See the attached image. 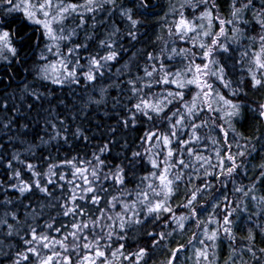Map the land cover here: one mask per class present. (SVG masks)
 <instances>
[{"label":"trees","instance_id":"trees-1","mask_svg":"<svg viewBox=\"0 0 264 264\" xmlns=\"http://www.w3.org/2000/svg\"><path fill=\"white\" fill-rule=\"evenodd\" d=\"M70 2L80 3L81 0H70ZM174 2L178 4L181 0H149L148 8L142 9L139 7V0H118V3L122 4L123 7L132 9L133 17L141 21L134 29L135 39L128 35V32L133 30L131 25L118 12L111 15L110 18L107 12L97 13L95 21L90 16L86 17L84 28L77 29V35L71 41L72 45L70 46L87 44V48L77 49L76 55L80 57L79 63L85 65V58L90 55L99 54L103 56L108 54L109 49L102 48L99 41L107 38L108 33L112 30L111 24L113 22L120 29L114 37L115 43L112 45L117 51V58L108 62V68L103 70L104 75L96 81L86 83L81 78L78 85L64 86H57L50 81L42 80L38 78L36 73L35 65L46 43L45 37L41 35L42 30L36 26L23 23L19 13H12L8 16L0 13V20H3L5 24L11 23L12 28L19 33L16 42V47L19 50L18 61L11 60L0 63V119L4 120L5 124L8 123V120H14L11 131L0 126V137H2L0 139V149H2L0 182H3V188L0 189V201L6 199L12 201L11 204L0 206V215L6 212L16 213L17 220L15 222L11 216L7 219L9 223H14L17 226L16 231L18 232V235L14 237L0 236V240H3V244H0V264H13L17 258L16 253L25 252L27 246L22 243L21 237L30 238L26 236L27 226L36 227L38 233L42 235L62 239L67 232L71 231L69 225L74 219L90 223L100 215L95 206L84 204L82 201H78V203L84 205L89 214L87 217L74 218L63 215L64 209L61 205L65 203L64 197L72 188L65 181L58 179L59 175H65L66 180L72 179V169L64 161L74 160V158L76 160H91L92 153L96 152L98 147L108 144L110 151L105 153L102 158L111 165L123 164L125 157L130 158L131 153L143 151L147 147L140 138L149 128H153L152 124L143 118H140L134 127H125L121 122L126 118L128 108L136 102L134 98H131L130 89L132 85L128 81H136L135 86L140 87L154 80L157 78V73H154L152 78L145 76V69L152 71L153 65L159 69L160 65L164 64L172 72L183 68L187 61L183 60L182 56L173 53L171 51L173 48L177 49L178 52L180 49L190 50L192 53L200 52V49L193 46L191 41L180 40L176 36L170 35L168 29L172 22L178 19L170 11ZM215 4L216 11L213 16L219 15L225 21L232 19V0H215ZM201 11H203L202 7L199 10L186 9L185 16L191 20L193 13L199 16ZM242 15L245 20L250 22L245 29L246 36L258 37L264 34L252 20L251 12H245ZM13 17H15L14 23ZM93 23H95L94 28L92 27ZM238 26L244 27L243 24ZM220 28L219 22L214 19L211 31L219 32ZM224 28L226 36L219 39L231 47L228 52H218L215 58L221 66L225 67V78L231 82V86L224 87L223 83L215 80V78H212L211 82L221 96L240 106V115L231 120L235 132L229 130L227 140L244 143L240 139L243 136L253 138V143H255L257 139L264 136V118L259 116V106L264 104V85L252 86V78L248 73L249 64L241 59V53L246 49L250 53L255 52L258 50V43H252L248 39H242L239 43L233 42L231 39L233 25L226 24ZM25 35L28 37L27 40L21 41L20 37ZM87 36H92V39H86ZM210 39L203 37L202 42H210ZM149 55L153 56L154 59L149 60ZM200 62L199 59L196 60V63ZM159 75L162 76L163 73L160 72ZM138 77L139 80H137ZM166 88L169 86L153 83L151 91L159 93ZM101 89L104 90L103 93ZM144 91L148 92L149 90L145 88ZM195 93L196 89L192 87L190 91L185 93L184 101L190 102ZM93 101H99V103ZM214 107L218 109L223 107L227 110L222 102L215 104ZM177 108H182L178 102L169 105L171 111H175ZM223 117V111L208 112L205 109L201 118L196 120L197 124L201 123V120L208 122L207 127L199 129L198 135L211 137L218 141L214 145L212 139H208L207 146L204 147L205 141L202 140L200 146H197L200 154L211 157L213 163H217L215 158L217 148L222 155H227L222 130L225 128ZM52 124H56L55 130L52 128ZM155 124L156 127L153 130L167 132L169 125L166 122L156 121ZM215 125L220 127L216 128ZM77 129H80L83 136L88 139L85 140L82 136L75 135ZM56 131H60L61 136L52 139ZM185 131L190 135V130L185 129ZM63 137H67V142ZM187 138V136L184 137V139ZM261 145H264V140H260L256 144L257 151L251 156L240 158L246 161L245 168L248 171L245 174V169L239 170V174L235 175L233 181L229 182L226 187L220 185L218 180L213 177H208V180L215 187L207 189L203 194L198 193V199L195 202L197 217L185 221L183 230L173 231L176 229V224L168 218L166 213L157 221L148 219L143 225H134L127 231L125 240L113 241L112 243L113 251L122 243L124 248L121 251L129 259L125 260L123 256L117 254L115 258H110L112 264H136L131 254L140 248H146L149 253L143 261H140V264H167L171 251L182 244L185 247L178 253L175 264H195L197 259L195 250L201 247L199 240L203 239L202 229L204 226L209 230L215 227L214 224L207 223L210 216H215L217 220L222 218L225 196L232 201L231 207L241 204V208H238L232 217L235 221L233 233L236 239H225L224 234L221 233L217 241L213 264H224L232 249H236V254L229 260V264H233V261L235 264H264V253L259 251L264 248V232H261L260 228L257 227V225H264V214L253 216L252 220H249V215L256 211L255 202L243 198L241 193L233 191L234 187L240 185L247 188L258 175L259 170L255 166L264 162V147ZM172 147L175 149L176 147H183V145H176L174 142ZM235 150L236 145L233 143L232 151L235 152ZM17 154L19 159L13 160L12 157ZM180 158H185L188 163L195 162L189 160L185 154H181ZM9 160L12 161V168L7 167ZM27 164L34 165V171L40 175L34 177L33 173L26 168ZM53 164H61L62 166L53 169L57 176L52 177L55 183L48 185L50 196H46L35 189L33 192L24 195L9 189L10 184L18 183L15 179H9L13 170L19 171L21 179L26 182L31 183L34 179H38L44 184L50 175V165ZM205 168L208 166L205 165ZM152 170L146 156L136 167L135 175L139 178L148 175ZM183 171L191 179L178 182V190L171 198L170 205L177 216L188 214L189 210L182 205L186 202L188 193L202 185V180L196 178L192 169H184ZM208 171H212V169L208 168ZM130 177L131 172L126 181V191L129 192L135 188L137 182ZM106 186L108 187L107 200H111L113 195L120 194L118 188L111 182H107ZM254 194L257 196L264 195V182L258 183ZM214 205H216L215 209ZM106 206V202H102L100 205L102 208ZM245 206L247 211L242 210ZM115 211H120V208L117 207ZM112 214V212L109 213V215ZM202 221L205 224L198 228V223ZM103 222L107 223L106 220ZM47 224H53V228L48 229ZM56 228H62V231L57 233ZM249 230L255 235L254 246L246 239ZM3 231L6 232L7 229L4 228ZM96 231H100V229H96ZM146 232H171V235H168L159 246L154 247L152 245L153 237L146 236ZM156 238L158 239V237ZM89 239H91V234H89ZM250 246L253 247L254 256L251 252L246 251L247 247ZM56 250L63 251L58 245ZM81 251L87 253L86 249ZM43 252L50 254V249H43ZM68 255L75 262L78 253L72 251ZM211 256L210 253V258ZM29 259L31 264H35L33 257L30 256ZM21 264H29V262L21 261Z\"/></svg>","mask_w":264,"mask_h":264},{"label":"snow or ice","instance_id":"snow-or-ice-1","mask_svg":"<svg viewBox=\"0 0 264 264\" xmlns=\"http://www.w3.org/2000/svg\"><path fill=\"white\" fill-rule=\"evenodd\" d=\"M258 4L259 6H257ZM148 6L149 0H139L140 8L147 9ZM201 7L203 11L200 12L199 16L193 13L191 20L185 16L186 9L199 10ZM170 11L178 17L168 29L170 35H174L180 40L191 41L193 46L200 49V52L192 53L186 49H180L178 52L177 49L173 48L171 49L173 53L182 56L183 60L187 61L183 68L172 72L164 64H161L159 69L153 65L152 71L145 69V76L152 78L153 74L157 73V78H154V80L140 87L135 86L136 81L129 80L128 83L132 85L130 89L131 98H134L136 102L128 108L126 118L121 121L125 127H134L140 118H143L152 124L153 128L156 127V121L166 122L169 125L167 132L149 128L140 138L147 147L143 151L131 153L130 158L125 157L123 164L111 165L102 158L105 153L110 151L108 144L98 147L97 151L92 153L91 160H76L74 158V160L64 161L72 169V179L66 180L65 175H59L58 179L65 181L72 188L69 190L68 195L64 197L65 203L61 205L64 209L63 215L74 218L87 217L88 212L84 205L78 203V201L95 206L100 215L90 223L74 219L69 225L71 231L67 232L62 239L42 235L38 233L36 227L27 226L26 236L30 238L21 237L22 243L27 246L26 250L24 253H16L17 258L13 261V264H21V261L31 264L30 256L35 259V264H112L110 258H115L117 254L128 260L129 257L124 256L121 251L124 245L119 244V247L113 251L112 243L113 241L125 240L127 231L134 225H143L148 219L157 221L166 213L168 218L176 224V229H173V231L183 230L185 221L197 217L195 202L198 199V193L203 194L207 189L215 187L208 180V177H213L218 180L220 185L226 187L229 182L233 181L234 176L239 174V170L245 169V174L248 171L245 168L246 161L240 158L249 157L256 152V144L260 140H264V136L257 139L255 143H253V138L243 136L240 139L244 143L227 140L228 131L235 132L231 120L233 117L240 115V106L221 96L211 80L215 78V80L221 81L224 87L231 86V82L225 78V67L221 66L215 58L218 52H228L231 47V45H226L219 39L226 36L224 25L227 24L233 25V35L231 37L233 42L239 43L242 39H248L252 43H258V50L250 53L246 49L241 53V59L249 64L248 73L252 78V86L264 85V34L258 37L246 36L245 29L250 22L245 20L242 15L245 12H251L252 20L259 26L261 32H264V0H232V19L227 21L221 19L219 15L213 16L216 11L215 0H181L178 4L174 2ZM100 12H107L109 18L118 12L133 29L128 32V35L132 39L136 38L134 29L141 21L133 17L132 9L123 7L122 4L118 3V0H81L80 3H72L70 0H0V13L5 16L19 13L23 23L36 26L42 30L41 35L45 37L47 43L41 50L38 62L35 65L36 73L38 78L50 81L57 86L78 85L81 78L86 83L94 82L104 75L103 70L108 68V62L117 58V51L112 45L115 43L114 37L120 29L114 22L111 24L112 30L108 33L107 38L99 41L102 48L109 49L107 55H90L85 58L86 64L81 65L79 63L80 57L76 55L77 49L87 48V44H76L67 47V52L61 50L62 42L71 41L72 37L77 35V29L84 28L86 17L90 16L95 21L96 14ZM77 18L79 22L74 23L71 27L66 23L70 19L75 21ZM214 19L221 25L219 32L211 31ZM14 22L15 17H13ZM239 24H243L244 27H239ZM92 27H95V23ZM18 35V31L12 28L11 23L5 24L3 20H0V61H18L19 50L16 47ZM203 37L211 38L210 42H202ZM27 38V35L21 36L20 40L24 41ZM86 39H92V36H87ZM49 55L55 57L54 62L49 60ZM152 59L154 57L149 55V60ZM197 59L201 62L196 63ZM160 72L163 73L162 76L159 75ZM139 79L138 77L137 80ZM153 83L167 85L169 88L155 93L151 91ZM192 87H195L196 93L190 102H185V93L190 91ZM145 88L149 91L145 92ZM103 91L101 89L102 93ZM93 102L99 103V101ZM177 102L182 105V108L171 111L169 105ZM221 102L227 110L223 107L219 109L214 107L215 104ZM205 109L208 112H224L225 128L222 130L227 155H222L219 148H217L215 150L217 163H213L211 157L200 154L199 147H197L200 146L202 140L205 141L203 146L206 147L207 140L212 139L211 137L198 135L199 129L208 126L207 120H201L199 124L196 123V120L201 118V114ZM169 112L170 114H168ZM259 116L264 118V104L259 106ZM13 123L14 120H8V123L5 124L4 120L0 119V126L8 131H11ZM51 126L54 130L56 129V124ZM215 127L219 128L220 126L215 125ZM185 129L190 130V135ZM75 135L82 136L85 140L88 139L83 136L80 129H77ZM59 136H61L60 131H56L52 139ZM185 136L188 138L184 139ZM63 139L67 142V137H63ZM174 142L176 145H183V147L174 149L172 147ZM212 143L215 145L218 141L212 139ZM233 143L236 145L235 152L232 151ZM261 146L264 147V145ZM154 149L157 150L153 151ZM181 154H185L189 160L195 162H186L185 158H180ZM146 156L153 170L148 175L137 178L135 169ZM0 158H2V149H0ZM12 159L18 160L19 155H14ZM205 165L212 171H208ZM61 166V164L50 165V175L44 184L38 179H34L31 183L26 182L21 179L19 171L13 170L9 179H15L18 183L10 184L9 189L17 191L20 195L31 193L35 189L46 196H50L48 185L54 184L55 180L52 177L57 176L53 169ZM7 167L12 168L11 160H9ZM34 167L32 164L26 165V168L33 173L34 177L39 176L40 174L34 171ZM255 167L259 170L258 175L255 176L247 188L244 185L233 188V191L241 193L243 198L255 202L256 211L249 215V220H252L253 216L264 214V195L257 196L254 194L258 183L264 182V162ZM184 169H192L196 178L202 180V185L188 193V198L182 205V207L189 210L188 214L177 216L170 205V201L178 190V182L191 179L190 176L185 175ZM201 170L203 171L201 172ZM130 172V178L137 181L131 192L126 191V181L129 179ZM107 182L115 185L120 192L119 195H113L111 200H107ZM2 188L3 182H0V189ZM102 202H106L107 206L100 207ZM11 203L10 199H6L0 201V206ZM223 203L224 215L222 218L217 220L215 216H210L207 220V223L214 224L215 227L209 230L204 226L202 229L203 239L199 240L201 247L195 250V256L197 257L195 264H213L217 241L221 233L224 234L225 239H236L233 233L235 221L232 217L237 209L241 208V204L231 207L232 201L227 196L224 197ZM117 207L120 208V211H115ZM213 207L215 209L216 205ZM242 210L247 211L248 209L245 206ZM110 212L113 214L109 215ZM9 216L14 222L17 220V215L14 212H6L0 215V236L5 238L18 235L17 226L14 223H9L7 219ZM104 220L107 223H104ZM204 224L205 222L202 221L198 223L197 227L200 228ZM46 227L52 229L53 224H47ZM257 227L260 228L261 232H264V225H257ZM4 228L7 229L6 232L3 231ZM96 229H100V231H96ZM55 231L60 233L62 228H56ZM89 234H91V239H89ZM145 235L153 237L152 245L155 247L159 246L168 235H171V232H146ZM246 239L254 246L255 235L251 230H249ZM0 244H3V240H0ZM57 245L63 251H57ZM184 247L182 244L172 250L167 264H175L178 253ZM43 249H50V254L44 253ZM82 249H86L87 253L82 252ZM72 251L78 253L75 262L68 255ZM246 251L251 252L253 256L255 255L251 246L247 247ZM259 251L264 253V248ZM210 253L212 254L211 258ZM235 254L236 249H232L224 264H229V260ZM148 255L146 248H140L137 252L131 254L136 264H140V261H143ZM233 264H235V261H233Z\"/></svg>","mask_w":264,"mask_h":264},{"label":"rangeland","instance_id":"rangeland-1","mask_svg":"<svg viewBox=\"0 0 264 264\" xmlns=\"http://www.w3.org/2000/svg\"><path fill=\"white\" fill-rule=\"evenodd\" d=\"M78 19V18H77ZM79 22V21H78ZM78 22H76V20L75 21H73V20H68V21H66V23L71 27L74 23H78ZM75 38V36H73L72 37V39H71V41L73 40ZM71 41H66V42H62L61 43V50L62 51H64V52H67V47H70L71 45H72V43H71ZM46 43H47V41H46ZM45 43V44H46ZM45 46V45H44ZM77 54V53H76ZM49 60H52L53 62L55 61V57H53V56H51V55H49ZM2 61H0V63H1ZM42 63V62H41Z\"/></svg>","mask_w":264,"mask_h":264}]
</instances>
